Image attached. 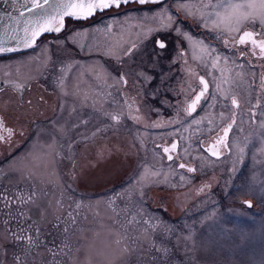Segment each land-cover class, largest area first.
<instances>
[{"label": "rangeland", "instance_id": "1", "mask_svg": "<svg viewBox=\"0 0 264 264\" xmlns=\"http://www.w3.org/2000/svg\"><path fill=\"white\" fill-rule=\"evenodd\" d=\"M249 2L258 10L261 0L243 3ZM123 10L102 16L104 24L93 15L84 22L66 18L59 32L10 55L0 69L3 83L30 99V106H17L0 92L1 113L19 116L18 127L31 113L33 128L28 141L20 136L0 148V264H264V125L256 137L241 133L245 111L230 153L207 158L184 117L178 123L172 115L175 102L186 101L187 83L174 84L180 99L142 89L153 68L147 58L157 53L152 46L147 56L146 42L170 33L171 21ZM224 12L216 7L209 16L219 23L216 14ZM254 67L258 75L264 64ZM122 70L127 90L117 80ZM245 94L244 104L253 106ZM174 138L180 161L196 165L198 176L177 168L176 156L166 159L161 144ZM211 177L225 192L222 201L214 190L197 194Z\"/></svg>", "mask_w": 264, "mask_h": 264}, {"label": "flooded vegetation", "instance_id": "2", "mask_svg": "<svg viewBox=\"0 0 264 264\" xmlns=\"http://www.w3.org/2000/svg\"><path fill=\"white\" fill-rule=\"evenodd\" d=\"M245 1L246 0H231V2L235 4H241ZM216 7H220L219 0H158L143 5L132 2L124 4L119 9L112 8L95 13L92 17L93 20H100L102 18L104 19L102 16L105 15L119 14L123 9H137L148 13L146 14L147 17H155L156 15L151 14L155 12V14L160 16V19L157 21L158 23H162V19L164 18V20L171 21L170 25L167 26L168 28L172 26V31L170 33H161L159 31L148 39V41L150 40L149 44L146 42V48H144V50H146V55H153L154 51L152 50V46L157 50V53H155V58H147L152 63L151 66L153 68L147 70L151 76L147 83L144 82L142 84V89L148 88L153 93L156 91L158 93L157 95L165 98L180 99L183 98L184 95L183 93L180 94L179 89H176L177 87H175L174 84L176 85L179 81L186 82V87L188 88L187 96L184 97L186 101L182 106V103L179 102V107L178 103L175 102L172 108L174 120L179 123V118L183 116V120L188 122V129L192 132L194 131L193 141H195L202 153L211 160L219 161L227 156L232 147H234V131L237 128L236 126H238L243 119V116H241L242 113L247 111L248 115L246 117V128L243 129L241 133L246 130L248 135L253 134L254 136L252 137H256L255 129L260 123L264 125V92L260 91L259 85H257V83L264 84V69L261 70L258 75L253 73L255 69L254 66L257 62L264 64V54H261L259 47V42L264 41V26H262L259 19H257L255 21H245L241 25L220 24L219 27H217L219 23L214 22L211 16H209L213 8ZM165 11L167 15L172 17V20L169 16H166ZM162 12H164L163 15ZM91 18H87L82 22L90 20ZM106 21L108 20H103L102 24ZM72 22L77 21L72 20ZM232 28H238L239 30L233 31L231 30ZM244 32L253 33L254 35L252 38L258 43L253 45L249 38H245L246 43H239L240 37ZM225 41H227V44ZM161 42L165 45L164 47H160ZM27 50L30 49L28 48L15 53L0 54V69L3 67V64H7L5 62H7V59H10V55L18 54L17 57H19ZM17 57L15 58L17 59ZM107 69L111 70V67L109 66ZM243 70L249 72L245 75L247 83L249 84V90L242 88V83L244 82ZM122 72L123 70L116 72V76L119 78L117 80L120 81L121 86L127 90L130 80L128 81ZM186 73L188 74L186 75ZM200 77H203L207 82L208 88L205 92V96L202 97L197 104L196 111L189 114L186 111L188 105L195 96L204 89V85L200 82ZM113 82L117 84L114 80ZM233 90L234 93L232 92ZM0 92L10 93L13 99H15L17 106L24 104L30 106V99L24 98L13 86L9 84L5 85L1 75ZM244 93H246V99L252 98L253 106L244 104ZM22 94H24V92ZM38 98H41L40 95ZM233 99H236V105L232 104ZM43 104H46V100ZM30 115L31 113L26 115V117H22L26 124L18 127L17 123L19 122V116L13 115L10 120H8L0 111V148H9V146L18 144L21 141L20 136H25L21 141L22 143L31 138L30 136L33 134V128L30 126L32 124V117ZM216 116L215 126L212 127L209 123L212 118ZM230 124L232 127L228 132V136L224 137V130L228 128ZM211 127L215 131L214 133H196L197 129L206 131L211 130ZM222 138L223 143L217 144V141H220ZM177 141V151L173 155V159L175 156L178 159L176 161L177 168L198 176L196 165H187L180 161L181 158L178 153L181 144L179 145L178 139ZM249 141L250 144L253 145V139L250 140L249 138L246 143L248 144ZM213 145H215V147L212 150L219 153L218 157H214L208 152L210 146ZM162 147L163 145L161 144V149ZM243 158L244 155L243 157L241 156L239 160V175L237 177L242 174L243 167L241 166L245 164V158ZM181 164L185 165V167L180 168L179 165ZM187 167H192L194 171H189L190 168ZM208 177H210L209 174ZM213 177L197 187V194L202 195L208 193L210 190H214L218 194L219 201H222V199L225 198V192L221 189H217V187L212 184L211 180ZM199 180H201V178H197L194 182ZM244 205L246 204L244 203Z\"/></svg>", "mask_w": 264, "mask_h": 264}, {"label": "snow or ice", "instance_id": "3", "mask_svg": "<svg viewBox=\"0 0 264 264\" xmlns=\"http://www.w3.org/2000/svg\"><path fill=\"white\" fill-rule=\"evenodd\" d=\"M15 3L16 0H13ZM25 4L29 2V0H24ZM31 8L26 9L27 11L31 12L33 10H40L44 9V5L49 3V0H44V3L41 4L40 0H30ZM131 0H59L50 11L45 10L44 13L38 14L34 20H30L27 23L31 24L32 27H25L24 31L26 33L25 36V46H31L27 43V40L30 38L33 43L37 37H39L43 32L48 31H56L59 32L61 30L63 19L66 16H76L80 18H87L92 16L97 11L103 12L105 10H109L112 8L119 9L124 4L130 3ZM149 0H138L139 4H146ZM155 2V0H153ZM219 5L225 9L224 14L217 13V17L219 19V27L220 24L231 25L233 22L236 25H241L245 21H255L259 19L262 26H264V0H261L259 4V8L257 10V5L254 3H243V4H234L231 0H219ZM247 9V10H245ZM23 15V12L21 13ZM163 15V14H162ZM57 22L60 26H56ZM233 31H238V28H232ZM30 33V37L27 35ZM253 33L244 32L243 35L240 37L239 43L244 44L246 43L245 38L251 39L253 45H256L258 42L253 39ZM227 44V41H225ZM165 45L161 42L160 47H164ZM135 47V45H133ZM259 47L261 50V54H264V41L259 42ZM7 49H0V51H6ZM130 51V50H129ZM201 84L204 85V89L201 90L195 98L191 101L188 105L186 111L191 114L192 112L196 111L197 104L201 100L202 97L205 96V92L207 91L208 84L204 80L203 77H200ZM232 104L236 105V99L232 100ZM112 119L117 120V116H113ZM232 125H228V128L224 130V137L228 136V132L231 129ZM223 143V138L220 141H217V144ZM215 145L210 146L209 151L211 155L218 156L219 153L217 151L212 150ZM177 148L176 143H173L170 148L165 147L163 148L164 153H170L171 150H175ZM168 160H173V156L169 154L167 156ZM180 168H184L185 165H179ZM189 171H194V169H189ZM155 173H153L154 175ZM251 206L250 202H246ZM119 243V241H117ZM125 251H130L129 249H125Z\"/></svg>", "mask_w": 264, "mask_h": 264}, {"label": "water", "instance_id": "4", "mask_svg": "<svg viewBox=\"0 0 264 264\" xmlns=\"http://www.w3.org/2000/svg\"><path fill=\"white\" fill-rule=\"evenodd\" d=\"M155 1H158V0H155ZM58 2L59 0H49V3L44 5V9L33 10L29 12L26 9L31 8L30 0L27 4H25L24 0H16L15 3L13 2V0H0V49H7L6 51H0V54L15 53V52H18L24 49H28L34 46V44L37 42L36 40L41 38L43 35L56 33V31L43 32L39 37L36 38L35 43H33L32 40L29 38L27 40V43L31 46H25L26 33L24 29L25 27H29V28L32 27V25L28 24L27 22L30 20H34L38 14L42 15L45 10L50 11L52 7ZM131 2L138 3V0H131ZM149 2H153V0H149ZM40 3L43 4L44 0H40ZM22 12H23V15H21ZM97 12H100V11H97ZM66 18L72 19V20L87 19V18H80L76 16H66L63 19V24H62L61 29L63 28L65 24ZM88 18H90V16ZM56 26H60V24L57 22ZM27 35L30 37V33H28ZM173 143H176V145H178L177 139H173L170 145L162 147V152H163V148L165 147L170 148V146ZM176 151H177V148L175 150H171L170 153H164V152L163 153L165 154L166 159H167V156L169 154L173 156L174 153H176ZM208 152L211 155V152L210 151ZM214 157H218V156H214ZM187 168L192 169V167H187ZM246 202H250V201L249 200L244 201V203L247 206H249V204Z\"/></svg>", "mask_w": 264, "mask_h": 264}, {"label": "trees", "instance_id": "5", "mask_svg": "<svg viewBox=\"0 0 264 264\" xmlns=\"http://www.w3.org/2000/svg\"><path fill=\"white\" fill-rule=\"evenodd\" d=\"M42 37H43V36H42ZM6 201H7V200H6ZM4 202H5V201H4ZM7 202H9V201H7ZM8 206H10V208L12 209V207L15 206V205H14L12 202H9V203H8Z\"/></svg>", "mask_w": 264, "mask_h": 264}, {"label": "bare ground", "instance_id": "6", "mask_svg": "<svg viewBox=\"0 0 264 264\" xmlns=\"http://www.w3.org/2000/svg\"><path fill=\"white\" fill-rule=\"evenodd\" d=\"M25 50V49H24ZM22 51V50H21Z\"/></svg>", "mask_w": 264, "mask_h": 264}]
</instances>
